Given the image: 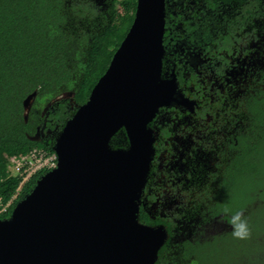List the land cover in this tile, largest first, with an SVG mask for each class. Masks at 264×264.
I'll list each match as a JSON object with an SVG mask.
<instances>
[{
    "label": "trees",
    "instance_id": "1",
    "mask_svg": "<svg viewBox=\"0 0 264 264\" xmlns=\"http://www.w3.org/2000/svg\"><path fill=\"white\" fill-rule=\"evenodd\" d=\"M135 6L136 0H0L3 202L22 180L8 159L32 148L54 152L55 138L107 68ZM170 31L205 57L228 63L233 56L235 68L221 79L222 92L216 88L215 97L196 109L206 128L203 145L167 177V191L148 173L138 219L163 225L170 235L154 264H264V0H165L164 33ZM192 82L199 85L195 77ZM109 143L127 147L124 128ZM44 172L22 184L0 219ZM237 213L248 226L245 239L232 234ZM216 217L229 228L204 239L173 238L187 222Z\"/></svg>",
    "mask_w": 264,
    "mask_h": 264
},
{
    "label": "water",
    "instance_id": "2",
    "mask_svg": "<svg viewBox=\"0 0 264 264\" xmlns=\"http://www.w3.org/2000/svg\"><path fill=\"white\" fill-rule=\"evenodd\" d=\"M165 0H136L132 22L86 101L55 138L57 165L0 219V264H154L168 233L138 219L160 107H190L164 76ZM124 128L128 145L110 139Z\"/></svg>",
    "mask_w": 264,
    "mask_h": 264
},
{
    "label": "flooded vegetation",
    "instance_id": "3",
    "mask_svg": "<svg viewBox=\"0 0 264 264\" xmlns=\"http://www.w3.org/2000/svg\"><path fill=\"white\" fill-rule=\"evenodd\" d=\"M168 33L163 35L165 60L162 73L166 76L174 72L180 92L193 100L194 104L190 107L176 104L160 107L151 121L154 152L149 178L154 186L161 185L164 192L168 187L167 177L171 178L172 172L177 173L184 168L185 155L192 154L196 145L198 148L194 154H197L203 145L201 140L206 128L204 122L198 121L201 116L196 109L205 102L204 98L211 97L212 100L215 97L216 88L222 92L221 79L235 68L233 56H227L230 58L228 63H223L219 58L205 57L186 38L174 37L171 31ZM193 77L199 85L192 82Z\"/></svg>",
    "mask_w": 264,
    "mask_h": 264
},
{
    "label": "built area",
    "instance_id": "4",
    "mask_svg": "<svg viewBox=\"0 0 264 264\" xmlns=\"http://www.w3.org/2000/svg\"><path fill=\"white\" fill-rule=\"evenodd\" d=\"M57 165V155L55 152H49L41 148H32L25 154L12 156L8 159V168L13 174L22 177L15 194L6 202L0 197V215L8 211L17 197L22 184L33 174L40 171H48Z\"/></svg>",
    "mask_w": 264,
    "mask_h": 264
},
{
    "label": "rangeland",
    "instance_id": "5",
    "mask_svg": "<svg viewBox=\"0 0 264 264\" xmlns=\"http://www.w3.org/2000/svg\"><path fill=\"white\" fill-rule=\"evenodd\" d=\"M30 101L31 97L26 99V108H28ZM228 228L229 224H227V222L220 217L213 218L208 222L202 224L187 222L185 225L181 226L176 231H174L175 233L173 235V238L189 237L194 239H204L210 237L211 235L217 232L224 231ZM169 236L170 235L168 234L167 238Z\"/></svg>",
    "mask_w": 264,
    "mask_h": 264
},
{
    "label": "clouds",
    "instance_id": "6",
    "mask_svg": "<svg viewBox=\"0 0 264 264\" xmlns=\"http://www.w3.org/2000/svg\"><path fill=\"white\" fill-rule=\"evenodd\" d=\"M231 223L234 225L233 236L237 239H245L249 235L247 224L241 220L240 214L232 216Z\"/></svg>",
    "mask_w": 264,
    "mask_h": 264
}]
</instances>
